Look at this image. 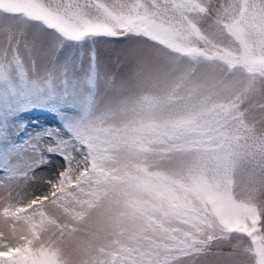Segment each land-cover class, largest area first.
<instances>
[{"label":"rangeland","instance_id":"rangeland-1","mask_svg":"<svg viewBox=\"0 0 264 264\" xmlns=\"http://www.w3.org/2000/svg\"><path fill=\"white\" fill-rule=\"evenodd\" d=\"M0 144L12 264H264V0H0Z\"/></svg>","mask_w":264,"mask_h":264},{"label":"trees","instance_id":"trees-1","mask_svg":"<svg viewBox=\"0 0 264 264\" xmlns=\"http://www.w3.org/2000/svg\"><path fill=\"white\" fill-rule=\"evenodd\" d=\"M119 24L126 29L127 32H134L142 34L145 37H148L152 40L159 41L164 43L165 45L169 46V41L167 40V36L163 34L162 32H157L154 29H152L150 24V19L148 18L147 21H137L132 20L130 17L124 15L119 19ZM247 66H255V63L246 62ZM258 67V66H257ZM54 127L51 124L44 123L42 127H39L37 130H51V128ZM47 128V129H45ZM27 132L30 133V129H25ZM83 141L88 142V149L87 154L90 156L91 159H93V166L91 167V170H88L86 174H80L78 175L75 170L68 169L65 172L62 173V175L57 179L59 181L60 185V196L62 197L61 201L62 203L67 206L70 200L75 201H83L86 199L85 192L89 189V187H93L94 192L99 193L98 186L100 184V179L104 175H112V176H120L122 175L119 172H115L111 166L105 165L102 162H100V158L105 155V153L108 150V142L105 140H89L84 139ZM2 144H0V151L2 149ZM86 154V155H87ZM0 165H7L6 163H1ZM86 181L85 183H83ZM93 197V196H92ZM6 211L9 213H17V215L24 216V212H20L19 210L13 209V208H6ZM5 252H8V254L12 255V252L14 249L12 248V245L9 246L8 249L4 250ZM118 253V252H117ZM0 259L4 261V264H12L9 256L0 255Z\"/></svg>","mask_w":264,"mask_h":264}]
</instances>
